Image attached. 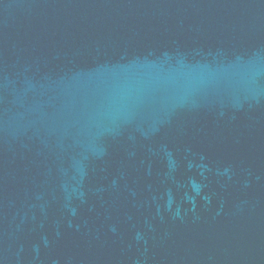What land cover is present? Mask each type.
Here are the masks:
<instances>
[{"label":"water","instance_id":"1","mask_svg":"<svg viewBox=\"0 0 264 264\" xmlns=\"http://www.w3.org/2000/svg\"><path fill=\"white\" fill-rule=\"evenodd\" d=\"M0 264H264V0H0Z\"/></svg>","mask_w":264,"mask_h":264}]
</instances>
